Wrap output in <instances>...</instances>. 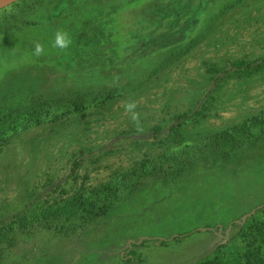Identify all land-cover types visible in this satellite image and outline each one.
Here are the masks:
<instances>
[{"label":"rangeland","instance_id":"rangeland-1","mask_svg":"<svg viewBox=\"0 0 264 264\" xmlns=\"http://www.w3.org/2000/svg\"><path fill=\"white\" fill-rule=\"evenodd\" d=\"M119 1L85 0L83 12L41 28L29 53L15 60L7 54L9 67L0 63V103H24L28 91L65 100L72 93L83 95L88 105L80 114L32 127L21 139L0 146V220L17 211L28 213L27 204L38 211L77 190L87 191L142 159L161 164L163 152L193 146L264 112V67L233 77L221 71L234 69L236 60L264 55V0H210L207 15L194 23L197 45L189 54L179 53L182 43L168 40H162V49L163 33L149 38L137 34L142 31L136 18L111 26L112 31L110 10ZM98 21L105 24L96 28ZM60 24V32L71 40L66 49L54 46ZM131 32L139 36L136 54L135 45H128ZM115 33L125 39H115ZM37 42L43 46L40 56L35 55ZM101 89L113 96L96 107L91 98L98 93L105 97ZM129 101L137 104L141 131L125 111ZM196 110L202 111L199 116L170 135L178 114ZM223 148L191 151L190 163L177 174L164 177L158 168L144 173L131 191H120L96 217L17 228L13 243L0 245V264H124L128 239L168 237L204 225L218 227L163 245L151 239L133 243L130 264H193L221 244L228 246V264H247L238 255L244 252L237 241L240 224H228L264 202V139L242 143L229 153ZM78 157L79 165L72 169Z\"/></svg>","mask_w":264,"mask_h":264},{"label":"trees","instance_id":"trees-1","mask_svg":"<svg viewBox=\"0 0 264 264\" xmlns=\"http://www.w3.org/2000/svg\"><path fill=\"white\" fill-rule=\"evenodd\" d=\"M209 1L131 0L130 2L122 0L116 4L112 3V9L110 10L111 21L108 27L113 31L114 28L111 26L118 27L117 25L122 24L128 18H131V22L136 18V27H140L142 31L137 34L149 38L152 34L163 33L164 35L159 37L161 39L159 46L162 49L165 48L162 46V40H168L170 44L182 43L184 46L179 53L189 54L191 53V49L193 50L197 45L196 33L194 34L193 32L194 23L196 25V21L198 22L201 16L207 15L210 8ZM69 6H73L74 10L70 9L68 11L67 8ZM85 6V0H17L8 5L1 6L0 60L2 61L0 63L6 65L5 67H9L11 58L8 60L6 58L7 54L13 60H15V57L20 59L22 55L32 50L33 43L38 39L41 28L49 27L52 23L56 25L62 21L64 16H68L71 13L77 15L84 11ZM55 18H58V22L52 21ZM98 22L95 23L94 27H102L105 24L104 21ZM136 22L139 23L137 24ZM61 25L59 26L60 28L58 26L55 28L56 33L62 30ZM160 28H165V30L157 32ZM119 34L115 35V39L119 37L120 41L124 40L125 35L120 36ZM135 34H133V38L130 41L127 39L129 46L133 47L135 45V48L132 50L133 54H136L138 49L141 50V45L138 47L139 43H137L139 36H135ZM155 40L158 41L157 38ZM159 46L158 44L156 46L152 45L150 49L154 47L158 48ZM2 55L5 56V59ZM114 56L116 55L114 54ZM232 66L234 67L232 70L223 68L221 71L229 77L258 71L264 67V55L254 60H236L232 63ZM3 69L0 68V70ZM209 70L214 74L219 72L214 68H210ZM217 77L219 78L220 76ZM104 91V89H101L100 92L104 93L105 97H101L100 93H98L91 98V102L96 107L104 105L113 96L109 92L105 93ZM25 94L29 95V97H27L28 99L24 103L17 102L15 105L9 101L0 103V126L3 129L0 132L1 147L5 146L6 143H10L13 137L20 136L18 139H21V136H24L25 132L32 127H41L66 120L73 115L82 113L88 107V105L84 104L85 97L82 95V97L77 98L73 95L74 93L67 96L66 100L64 97L56 99L50 97L38 98L28 91ZM200 106L203 108V102ZM201 112V110H196L194 112L190 111L178 114L175 117V122L170 126V135L177 134L182 124L191 118L195 119ZM154 130L155 132H160L159 127H155ZM260 138L264 139V112L252 114L221 131H216L200 140H196L193 146L186 145L185 149L182 150L176 147V149L173 148L169 152H163L158 158L162 161L161 164H157L158 161L155 158H145L126 170L116 172L107 181L87 191L77 190L63 198L60 202H54L46 208L38 211L32 210L31 205L27 204L28 213L22 214V212L17 211L0 220V245L3 243H13V233L17 228L26 229L32 225L34 226V223L37 224L35 226L50 227L53 221H62L70 225L76 219L96 217L102 211H105L107 202L116 198L120 191H131L136 183L134 181L144 175V173L155 172L158 168L159 171L163 172V176L167 177L173 171H176L175 174H177L183 170L190 163L189 155L191 151L197 150L200 154H203L208 147L214 151L228 147L229 153L242 143H254ZM79 160V157L73 160L72 169L78 167ZM237 223L240 224L238 230L239 240L237 241L241 242L240 249L244 251L238 255L244 257V262L247 264H264V202L246 212H242L237 218L231 219L228 226L232 227ZM215 227H218V225L213 226V228ZM213 228L209 225H204L203 227H195L192 230L172 234L168 237H137L135 241L128 239L125 243L126 251L123 253L124 264H130L132 260L131 246L133 243L138 244L140 241L151 239L163 245L168 239L179 240L181 237L188 236L194 231L196 232L201 229L212 230ZM225 233L224 230L222 234L225 235ZM193 264H228V246L226 244L217 245L212 253L201 256Z\"/></svg>","mask_w":264,"mask_h":264},{"label":"clouds","instance_id":"clouds-1","mask_svg":"<svg viewBox=\"0 0 264 264\" xmlns=\"http://www.w3.org/2000/svg\"><path fill=\"white\" fill-rule=\"evenodd\" d=\"M71 43L70 38L68 37L66 32L58 31L56 33L55 43L54 46L60 49L68 48L69 44ZM43 54V46L37 42L35 45V55L40 56ZM137 108V104L134 101H129L125 104V111L131 113L130 119L134 122L137 131H141V123H140V113L135 111Z\"/></svg>","mask_w":264,"mask_h":264},{"label":"bare ground","instance_id":"bare-ground-1","mask_svg":"<svg viewBox=\"0 0 264 264\" xmlns=\"http://www.w3.org/2000/svg\"><path fill=\"white\" fill-rule=\"evenodd\" d=\"M9 1H11V0H0V5L5 4V3L9 2Z\"/></svg>","mask_w":264,"mask_h":264},{"label":"water","instance_id":"water-1","mask_svg":"<svg viewBox=\"0 0 264 264\" xmlns=\"http://www.w3.org/2000/svg\"><path fill=\"white\" fill-rule=\"evenodd\" d=\"M15 1H17V0H11V1H9V2L5 3V4H2V5H0V7H1V6L8 5V4H10V3H12V2H15Z\"/></svg>","mask_w":264,"mask_h":264}]
</instances>
